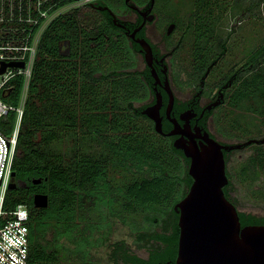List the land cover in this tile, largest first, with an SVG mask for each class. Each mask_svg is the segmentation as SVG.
I'll use <instances>...</instances> for the list:
<instances>
[{
	"label": "trees",
	"instance_id": "1",
	"mask_svg": "<svg viewBox=\"0 0 264 264\" xmlns=\"http://www.w3.org/2000/svg\"><path fill=\"white\" fill-rule=\"evenodd\" d=\"M73 1H59L50 11ZM108 1L77 6L59 14L44 30L38 45L13 164L17 186L9 189L5 200L6 209L21 203L30 209L29 264L58 262L63 236L77 227V212L84 195L102 211L138 212L152 220L156 214L174 213V205L193 183L186 168L189 159L156 131L151 119L142 113L144 107L134 106L129 99L133 92L139 93L140 101L155 94L152 69H109L107 59L123 58L129 46L114 20L98 10L99 4ZM222 4L205 1L196 8L193 13L198 23L207 10L209 15L214 13L207 6H227ZM257 4L263 5L264 0ZM48 7L46 2L42 9ZM211 30L198 33L207 35ZM260 51V71L245 78L234 96L237 101L250 83L254 90L255 81L260 84L264 99V42ZM161 70L157 69L163 78ZM129 74L141 80L132 82L133 88L123 80ZM14 82L15 89L7 100L17 105L24 89V75L19 74ZM136 116L150 124L142 128ZM17 123L16 111L0 118V128L7 135L13 133ZM78 130H83L81 138ZM65 133H71L75 141L68 160L51 149L54 142L63 140ZM83 139L99 142V157L78 148ZM109 163L124 173L132 172L134 178L124 181L110 177ZM35 179L41 182L35 183ZM37 193L48 194L47 207H36ZM240 218L243 225L264 222V218L242 211ZM49 231L53 233L50 238ZM179 236L177 221L169 235L151 232L149 238L158 245L151 249L148 263L173 262L178 255ZM133 259L144 262L136 256Z\"/></svg>",
	"mask_w": 264,
	"mask_h": 264
},
{
	"label": "flooded vegetation",
	"instance_id": "2",
	"mask_svg": "<svg viewBox=\"0 0 264 264\" xmlns=\"http://www.w3.org/2000/svg\"><path fill=\"white\" fill-rule=\"evenodd\" d=\"M98 3L99 2H97V4ZM155 3L156 0L152 6V0H110L107 3L102 2L99 4L98 6L100 7L98 10H100L104 16L111 17L113 20L117 19L118 22L125 24L124 26L116 25L120 30V35L126 37L130 45L129 47L140 53L146 62V67L152 69L147 63L146 50L140 41L146 39L151 44L154 54L153 65L156 69L160 68L163 70H161V72H163V78L160 76L163 82L166 77L169 78V85L175 96V104L171 109L169 117L167 113L169 94L163 84H155L154 80L153 87L155 94H152L150 100L140 107L145 108L149 105L155 104L157 91L162 92L164 103L161 107V115L163 117L164 133L161 134H163L165 138H169L167 140L168 144L175 147L178 151L183 152V156L189 159V162L186 163L188 172L191 158L186 156L183 148L175 146L176 141L179 140L178 142L181 144H190V141L194 139L200 144L204 141V136H207L208 134L209 137L214 138L221 144L235 145L233 149L224 150L226 171L229 178V183L224 187V190L226 196L239 209L231 194L233 180L229 172V164L230 161L234 159L237 151H243L256 144L263 145L264 141L262 140L264 139V134L261 138L249 136L248 138H238V141L231 142L227 140V137H230L226 136L228 130L220 127L217 122H219V120L221 121L224 116L231 113V110L227 109L229 105H232V108H238V112L240 113H248L250 111L255 112L257 109L260 111L263 110L264 112V99L261 94L260 84L257 81L254 82L253 91L252 84L250 83L248 87L243 89V93L239 95L238 101L236 98L234 99L235 94L245 78L251 77L255 73H259L261 65L260 49L263 43H259L257 46L254 45L251 48L245 47L243 49L241 61L239 63H234L231 66L233 69L231 71L229 68L226 70L224 65L227 55L231 52L229 36L223 38L215 35H200L197 31L192 33L190 45L193 60L192 67L195 75L194 86L187 97L181 98L178 95L173 79L170 76L171 67L169 64V58L174 56L176 51L179 50L183 39L185 38V34H179L177 38L173 39L174 34L178 29L177 21H169L164 26L157 23L159 15L155 11ZM111 6H116L115 10ZM172 24H174L175 27L172 32H169V27ZM151 26H153L151 29L153 35L160 30L162 35L161 42L165 47L160 46L159 43L152 39L149 34V27ZM251 49L253 52L252 54H249V50ZM165 66L166 73L164 72ZM148 118L151 119L150 117ZM172 119H177L179 121V133L167 135L169 131L175 128ZM151 121L154 123L153 119H151ZM213 123L218 125V127H216V125L213 126ZM238 126H242V123H238ZM165 127H168V130H165ZM240 154L242 155V153ZM239 157L242 159L240 155ZM240 162L242 163L243 161ZM190 176L194 181L193 176L191 174ZM190 187L191 186L187 187L186 194ZM186 194L181 199H183ZM83 198L84 199L77 212V227L73 229L72 233L69 232L63 236V240L65 243L67 242L63 251V264H95L96 261L94 256L100 251L102 239L101 233L103 230H105V232L109 231L113 227L115 219L119 220L121 223L139 227L142 231L139 234L140 239L146 243L149 242L150 232H144L143 230L149 225V220L146 216L142 215V221L138 222L135 221V218H132L133 215L138 212L124 211L117 213L111 212L109 209L102 211L97 208L96 202L91 201L90 203H87L89 200L87 195H84ZM175 205L174 213L164 215L167 216V218L163 230L154 232H164L167 235L173 233L175 223L177 221L179 225L180 218V212L175 209ZM240 213L241 210L239 209V214ZM260 224H264V222ZM144 246L149 250L147 244ZM151 252L152 251H149L147 256L141 255L138 252L133 251L132 246L129 245L125 239H119L112 244L111 262L113 264H139L140 262L138 261L140 260L135 261L133 259L134 256H136L142 258L144 261L140 264H149L148 259L151 256ZM176 260L177 257L173 262L168 260L167 263L175 264Z\"/></svg>",
	"mask_w": 264,
	"mask_h": 264
},
{
	"label": "rangeland",
	"instance_id": "3",
	"mask_svg": "<svg viewBox=\"0 0 264 264\" xmlns=\"http://www.w3.org/2000/svg\"><path fill=\"white\" fill-rule=\"evenodd\" d=\"M205 1H210L212 5L223 3L222 5L227 4V6H207L206 9H214V13L209 15L207 10L202 21L198 23L193 12L196 8L205 3ZM235 2L236 0H222L220 2L218 0H156L155 11L159 15L157 23L164 26L169 21H177L178 29L175 32L173 39L177 38L179 34H185L181 47L176 51L174 56L169 58V64L171 67L170 76L173 79L178 95L181 98L187 97L194 86L195 75L192 67L193 60L190 45L192 33H195L196 31L198 32V30L199 32H205L211 28V31L213 32L207 33L209 36L215 35L223 38L229 36L231 52L227 55L224 65L226 70L229 68L231 71L233 70L231 66L234 63H239L241 61V56L243 55V49L245 47L251 48L254 45L257 46L259 43L264 42V4L256 5L258 0H240L236 4ZM111 7L114 10L116 8V6ZM74 8L76 7L73 5L62 6L56 13L62 14ZM202 22L203 24L201 25L200 23ZM197 25L198 30L196 29ZM152 28L153 26L149 27V34L152 39L159 43L160 46H164L161 42L162 35L160 30L153 35L151 33ZM125 45L130 46L128 41L125 42ZM134 52L132 51V48L129 47L126 49L123 58H108L109 69L144 70L146 68V62L143 56L136 51ZM252 52V49L249 50V54H252ZM133 57H135V59H133ZM126 76L128 77H123V80L129 81L131 83V88L134 87L132 82L141 81L138 76L130 74ZM129 99L134 102V106L136 107H140L150 100V98H148L140 101V95L138 92H133ZM227 109L231 110V113L227 114L221 121L219 120V122H217L220 127L228 130L226 136L230 137H227V140L236 142L238 141V138L243 137L244 139L249 136H255L258 138L262 137L264 134L263 110L260 111L257 109L255 112L250 111L248 113H240L238 112V108H232V105H229ZM138 118H140L138 124L142 128H145L148 123L150 124L148 120H145L142 117ZM238 123H242V126H238ZM215 125L216 124L213 123V126ZM218 125H216V127H218ZM77 136H80L81 138L83 136V130H78ZM165 139L168 140L169 138L167 137ZM74 144V136L71 133H65L63 140L60 142H54L51 145V149L56 153L60 152L64 154L68 160ZM78 144L80 150H86V152L94 157H99L96 153L99 149V142L90 139H83L82 142L80 140ZM236 153L238 155L236 154L229 164V172L233 180L231 186L232 197L235 199L242 212L264 218V144H256L243 151L239 150V152L237 151ZM240 153H242V155ZM239 155L242 159H240ZM240 161L243 162L241 163ZM110 166V177L124 181L128 180V178L131 180L134 178L132 172L124 173L121 169H114L111 164ZM88 202L90 203L91 201L88 200L87 203ZM142 215L143 213H136L132 218H135V221L140 222L142 221ZM156 216L157 219H149V225L147 228L143 229L144 232L148 231L151 233L163 230L167 216L159 214H156ZM140 232L142 231L139 227L121 223L119 220L115 219L113 227L109 231L105 232V230H103L101 233L102 239L100 251L94 256L96 261L95 264H113L111 262L112 244L119 239H125L128 244L132 246L133 251L147 256L148 252L151 251L154 245L158 244L151 239L148 243L142 241L139 237ZM47 235L50 238L53 233L49 231ZM62 243L64 251L67 242L65 243L63 238ZM145 244L148 245L149 250L145 248ZM62 254L59 255L58 262H51L49 264H63L64 258Z\"/></svg>",
	"mask_w": 264,
	"mask_h": 264
},
{
	"label": "water",
	"instance_id": "4",
	"mask_svg": "<svg viewBox=\"0 0 264 264\" xmlns=\"http://www.w3.org/2000/svg\"><path fill=\"white\" fill-rule=\"evenodd\" d=\"M154 2L152 0V6ZM114 22L119 26L125 25L117 19ZM174 27V24L170 25L169 32ZM140 42L146 50V60L152 67L155 84H163L169 94L167 113L170 117L175 96L170 88L169 78L162 81L153 65L151 44L146 39ZM7 66L24 67L25 62H3L1 73ZM164 72L166 73V66ZM163 103V94L157 91L156 103L142 110L143 114L154 120L155 129L159 133H164L161 115ZM172 120L175 128L167 135L179 133V121ZM178 141L175 146L183 148L186 156L191 158L189 173L194 181L186 196L175 205V209L180 212L179 249L175 264H264V224L243 226L239 209L226 196L224 190L229 183L224 150L233 149L235 145L221 144L208 134L200 144L194 139L190 144H181ZM12 175L10 189L17 186L14 180L16 171ZM34 182L40 183L41 179H35ZM34 202L36 207H47L49 196L37 193Z\"/></svg>",
	"mask_w": 264,
	"mask_h": 264
},
{
	"label": "built area",
	"instance_id": "5",
	"mask_svg": "<svg viewBox=\"0 0 264 264\" xmlns=\"http://www.w3.org/2000/svg\"><path fill=\"white\" fill-rule=\"evenodd\" d=\"M98 1L100 0H74L63 6H85ZM46 2H49V7L42 9ZM58 2L0 0V118L12 111L18 114V123L11 135L5 134L0 128V264H29L30 209L25 203L19 204L14 209H6L5 200L13 180L19 126L33 76L38 45L44 30L60 14L56 13L58 10L50 11ZM24 11L28 14L24 15ZM12 61L25 62V66H7L1 73L3 62ZM19 74L24 75L25 83L20 102L16 105L7 98L12 95L15 89L14 79Z\"/></svg>",
	"mask_w": 264,
	"mask_h": 264
}]
</instances>
